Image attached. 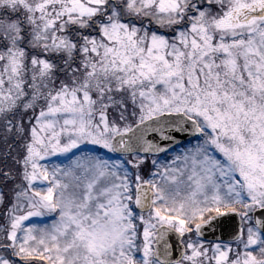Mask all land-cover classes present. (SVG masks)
<instances>
[{
	"label": "snow or ice",
	"instance_id": "snow-or-ice-1",
	"mask_svg": "<svg viewBox=\"0 0 264 264\" xmlns=\"http://www.w3.org/2000/svg\"><path fill=\"white\" fill-rule=\"evenodd\" d=\"M0 116L21 135L30 117L0 264H264V0H0ZM152 131L202 143L145 179L139 153L169 151ZM229 215L233 241L206 247Z\"/></svg>",
	"mask_w": 264,
	"mask_h": 264
},
{
	"label": "rangeland",
	"instance_id": "rangeland-1",
	"mask_svg": "<svg viewBox=\"0 0 264 264\" xmlns=\"http://www.w3.org/2000/svg\"><path fill=\"white\" fill-rule=\"evenodd\" d=\"M170 34V33H169ZM129 109H131V103L129 102ZM138 111V109H137ZM109 112V118H110V123L112 121V119L118 115V113H116L114 111V109L110 108L108 109ZM127 115V113H126ZM28 118H30L29 116H25L24 117V121H25V133L24 134H18L16 129L13 128L12 131H8V125H7V121L3 116H0V165H1V160H2V153L4 152L3 149L4 147H7L10 144L14 143V146L11 149V153H10V158L4 168V172L7 173L9 175V180L10 182H7L5 184H3L6 180H8L7 178H1L0 176V193H3L4 196V205H0V229L4 228L5 226H7L8 224V217L6 215L5 212V207H11V204L14 202V197H15V191L16 189V185L17 184H23L26 183L25 181H23L22 178V172H23V167H22V163H18V161L22 162V159L24 157V155L26 154V149L24 147L26 142H30V132L27 131L28 129V124H27V120ZM34 120V118H33ZM98 120V117H97ZM136 120L137 117L128 115V119L127 121H121V120H117L116 122L119 124V126L121 128H123L125 126L126 123H130L132 126H134L136 124ZM13 123H16V121L14 120ZM197 143H202V140H198L196 142H193L189 145H186L182 148L177 149L176 151L165 155L163 157H150V158H142L146 161V164L144 166H142V175L144 176L145 179L150 178L153 173H157L160 171V169L157 168L156 165L152 164V160L155 159L157 160L158 164L162 165V166H172L175 167L176 165L172 164L173 159L175 158V156L177 155H182V151H187L189 148L194 147ZM85 147H87L89 150H91L95 155H99L104 157L105 159H116L117 156L114 153H109L106 149H102L99 148L98 146L95 145H86ZM77 152H79V150H76ZM131 160H135L136 157L133 158H129ZM51 161H55V163L60 164L61 167L67 166L69 165L71 162L64 156H59V157H51L50 158ZM42 164L44 163H49V161H41ZM1 167V166H0ZM130 167V166H129ZM2 168H3V164H2ZM132 171H135L134 169H131ZM81 170H78L77 174H80ZM181 181L186 180V174L184 177L180 178ZM67 183H69L70 187L66 193V195L68 194H72L76 191H78V189L75 188V181H72L70 178L68 180H66ZM46 186V185H45ZM170 188H175V185H169ZM186 194V190L182 189L181 192V197ZM181 197H178L177 199L179 200ZM58 219V215L56 213H53L50 216H45L43 219L41 218H37V217H33L32 220L29 221H25L26 225H31L32 223H36L38 224L40 227H44L45 225L51 226L55 220ZM142 227V226H141ZM3 232H0V238H2L3 236ZM193 236V239H195V235L191 234ZM189 238V234L185 235V240H188ZM141 240H142V235H141ZM206 247H210L211 244H205ZM233 247H235V245L233 244ZM188 250V254L191 255V249H187ZM232 258V255L230 254V259ZM201 259H205V264H207L206 258H201ZM31 264H44L43 261H32ZM183 264H190V262L188 260H184Z\"/></svg>",
	"mask_w": 264,
	"mask_h": 264
},
{
	"label": "water",
	"instance_id": "water-1",
	"mask_svg": "<svg viewBox=\"0 0 264 264\" xmlns=\"http://www.w3.org/2000/svg\"><path fill=\"white\" fill-rule=\"evenodd\" d=\"M137 132H139V129H137ZM170 134L174 137V142L162 140L160 133L158 131H152V132L147 133L145 138L149 141H152L153 143L159 144L162 147L169 148V151L200 138V137L188 136L187 134L180 133V132H172ZM130 135H133V134H130ZM133 139H135L134 135H133ZM164 153H167V152H164ZM164 153H160L158 155H161ZM115 154L120 156L119 153H115ZM139 155L150 156L151 154H145L141 152L139 153ZM130 156H133V155H130ZM257 215H259V213H257ZM214 223L218 225L216 230L209 232L208 228H205L206 235L202 239L208 240V241H216V242H220V241L232 242L236 234L237 227H238L239 217L235 215L224 216V217L218 218V220L214 221ZM180 240L181 238L179 237V234L175 232L170 233L167 237V241L171 244V249H170L171 255L169 259H171L172 261L181 260L182 253L185 251L186 247L183 243L180 242ZM155 247L156 245H154V249ZM160 247H161V251L163 252V244H161Z\"/></svg>",
	"mask_w": 264,
	"mask_h": 264
},
{
	"label": "trees",
	"instance_id": "trees-1",
	"mask_svg": "<svg viewBox=\"0 0 264 264\" xmlns=\"http://www.w3.org/2000/svg\"><path fill=\"white\" fill-rule=\"evenodd\" d=\"M6 148L7 147H4V149H3V153H2V157L4 158V157H6V153H5V150H6ZM10 155V154H9ZM3 160V159H2ZM3 161H5V160H3ZM7 182H10V180L8 179V180H6L3 184H5V183H7Z\"/></svg>",
	"mask_w": 264,
	"mask_h": 264
}]
</instances>
